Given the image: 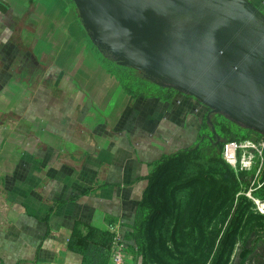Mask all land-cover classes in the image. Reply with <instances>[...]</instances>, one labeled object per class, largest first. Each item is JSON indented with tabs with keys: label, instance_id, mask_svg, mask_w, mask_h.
<instances>
[{
	"label": "crops",
	"instance_id": "0c3cea01",
	"mask_svg": "<svg viewBox=\"0 0 264 264\" xmlns=\"http://www.w3.org/2000/svg\"><path fill=\"white\" fill-rule=\"evenodd\" d=\"M102 53L73 0H0V264H111L116 224L144 263L129 234L149 175L207 108L128 91Z\"/></svg>",
	"mask_w": 264,
	"mask_h": 264
},
{
	"label": "water",
	"instance_id": "95a60500",
	"mask_svg": "<svg viewBox=\"0 0 264 264\" xmlns=\"http://www.w3.org/2000/svg\"><path fill=\"white\" fill-rule=\"evenodd\" d=\"M73 1L120 65L195 97L209 121L222 113L264 135V11L251 0Z\"/></svg>",
	"mask_w": 264,
	"mask_h": 264
},
{
	"label": "trees",
	"instance_id": "16d2710c",
	"mask_svg": "<svg viewBox=\"0 0 264 264\" xmlns=\"http://www.w3.org/2000/svg\"><path fill=\"white\" fill-rule=\"evenodd\" d=\"M107 64L134 94L170 97L177 92L134 68ZM206 108L197 143L162 156L149 175L129 234L143 264H264V213L244 193L252 172L236 173L222 156L226 141L264 135L222 113H211L209 121ZM255 186L254 195L264 200V169Z\"/></svg>",
	"mask_w": 264,
	"mask_h": 264
},
{
	"label": "built area",
	"instance_id": "2783aa9c",
	"mask_svg": "<svg viewBox=\"0 0 264 264\" xmlns=\"http://www.w3.org/2000/svg\"><path fill=\"white\" fill-rule=\"evenodd\" d=\"M223 158L234 168L236 173L240 171L252 172L249 189L244 192L256 204L259 211L264 213V200L254 195V190L260 187L255 185L259 182L262 170L264 169V139H234L226 141L223 150ZM112 244H111V264H129L125 250L124 234L121 226L118 224L112 228Z\"/></svg>",
	"mask_w": 264,
	"mask_h": 264
},
{
	"label": "rangeland",
	"instance_id": "374dc122",
	"mask_svg": "<svg viewBox=\"0 0 264 264\" xmlns=\"http://www.w3.org/2000/svg\"><path fill=\"white\" fill-rule=\"evenodd\" d=\"M256 1V3L260 6V7H264V3L261 1V0H255ZM102 56H104V61L107 63V62H110V61H112V63L114 62H116L113 58H111V56H109L108 54H106V53H102ZM262 203H264V202H262Z\"/></svg>",
	"mask_w": 264,
	"mask_h": 264
}]
</instances>
